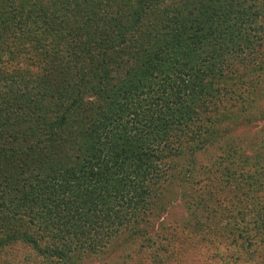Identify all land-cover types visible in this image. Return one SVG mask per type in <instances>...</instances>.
<instances>
[{
    "label": "trees",
    "instance_id": "trees-1",
    "mask_svg": "<svg viewBox=\"0 0 264 264\" xmlns=\"http://www.w3.org/2000/svg\"><path fill=\"white\" fill-rule=\"evenodd\" d=\"M96 260L264 264V0H0V264Z\"/></svg>",
    "mask_w": 264,
    "mask_h": 264
},
{
    "label": "rangeland",
    "instance_id": "rangeland-1",
    "mask_svg": "<svg viewBox=\"0 0 264 264\" xmlns=\"http://www.w3.org/2000/svg\"><path fill=\"white\" fill-rule=\"evenodd\" d=\"M203 160V158L201 157ZM186 212L184 209V206H180L177 203L173 205L171 208H169L168 212L163 216L161 220H163L164 224L166 226H169L170 229L175 230L176 233L181 232V227L183 226L185 222ZM96 260L95 262H89L87 264H110V262H102Z\"/></svg>",
    "mask_w": 264,
    "mask_h": 264
}]
</instances>
